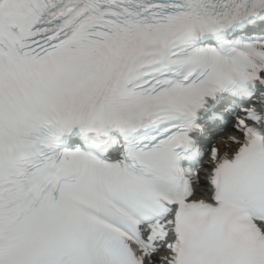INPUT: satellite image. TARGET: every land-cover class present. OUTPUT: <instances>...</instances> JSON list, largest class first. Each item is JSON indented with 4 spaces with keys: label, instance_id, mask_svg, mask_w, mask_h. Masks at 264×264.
Wrapping results in <instances>:
<instances>
[{
    "label": "snow or ice",
    "instance_id": "1",
    "mask_svg": "<svg viewBox=\"0 0 264 264\" xmlns=\"http://www.w3.org/2000/svg\"><path fill=\"white\" fill-rule=\"evenodd\" d=\"M0 264H264V0H0Z\"/></svg>",
    "mask_w": 264,
    "mask_h": 264
}]
</instances>
